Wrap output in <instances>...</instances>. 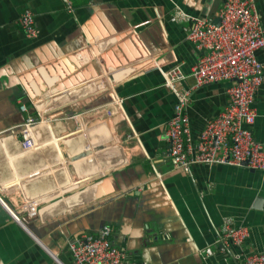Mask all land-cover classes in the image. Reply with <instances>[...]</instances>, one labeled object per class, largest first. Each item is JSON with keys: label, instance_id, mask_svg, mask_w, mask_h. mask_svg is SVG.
Segmentation results:
<instances>
[{"label": "crops", "instance_id": "crops-1", "mask_svg": "<svg viewBox=\"0 0 264 264\" xmlns=\"http://www.w3.org/2000/svg\"><path fill=\"white\" fill-rule=\"evenodd\" d=\"M222 1L0 0V264H75L67 241L103 225L127 264H240L241 251H264V172L220 164L184 172L165 139L176 94L163 71L180 65L187 76L175 89L189 91L193 140L228 102V80L193 88L200 52L189 24L170 20L180 7L214 21ZM254 3L264 30V0ZM25 7L38 29L32 39L18 21ZM256 56L264 68V49ZM253 106V135L264 144V83ZM74 114L72 130L63 121ZM28 115L42 119L37 150L21 154ZM226 217L249 228L241 247L217 242Z\"/></svg>", "mask_w": 264, "mask_h": 264}, {"label": "built area", "instance_id": "built-area-1", "mask_svg": "<svg viewBox=\"0 0 264 264\" xmlns=\"http://www.w3.org/2000/svg\"><path fill=\"white\" fill-rule=\"evenodd\" d=\"M216 16L218 24L209 17H195L175 7L170 17L173 22L189 24L187 40L200 52L190 73L193 88L221 80L230 81V85L227 87L228 102L224 109L207 121L193 140L186 114L189 91L175 89V83L185 80L187 76L180 65L162 72L164 85L176 94L174 114L165 131L169 156L173 166L184 172H189L193 165L215 164L246 166L264 172V144L254 138L252 130L256 118L254 97L264 83V68L256 56L258 50L264 49L261 17L254 0H223ZM18 21L27 38L38 35L34 12L30 8L21 10ZM19 109L26 112V104L21 103ZM105 112L110 115L113 111L106 109ZM78 115L68 118L75 119ZM41 121L28 115L19 124L21 154L37 150L35 126ZM30 210L33 215L36 214V208ZM249 235L247 226L236 224L232 218L226 217L222 221L217 242L241 247ZM111 236V227L103 225L96 233H82L68 240L67 248L74 263L127 264L125 249L116 246ZM205 252L212 253L210 248ZM236 259L240 264H264V251H241Z\"/></svg>", "mask_w": 264, "mask_h": 264}, {"label": "rangeland", "instance_id": "rangeland-1", "mask_svg": "<svg viewBox=\"0 0 264 264\" xmlns=\"http://www.w3.org/2000/svg\"><path fill=\"white\" fill-rule=\"evenodd\" d=\"M89 117V116H88ZM54 118H56V120H58V118H59V115H56V116H54ZM85 118H86V116H85ZM90 118V117H89ZM64 123H65V125H67L68 126V128L69 129H72V130H75V128H78L79 127V124H78V126H77V122H76V120L75 119H71V120H69L68 119V121L66 122V120H64L63 121ZM68 122H70V124L68 123ZM252 170V169H251ZM74 189H76L75 187H72V188H70V190H68V191H66V193H63V194H61L60 196H69V195H71V193L73 192H76V191H74ZM13 193H15V194H13V196L15 197V196H19V195H21V193H20V191L19 190H14L13 191ZM11 196V195H10ZM59 196V197H60ZM59 197H57V198H59ZM56 198V199H57Z\"/></svg>", "mask_w": 264, "mask_h": 264}, {"label": "water", "instance_id": "water-1", "mask_svg": "<svg viewBox=\"0 0 264 264\" xmlns=\"http://www.w3.org/2000/svg\"><path fill=\"white\" fill-rule=\"evenodd\" d=\"M215 24H218L219 23V19L216 17L215 19H214V21H213ZM7 135V134H6ZM3 136H5V134H3ZM260 200L258 199V201L257 202H259ZM259 203L258 204H255L254 206H256V207H259Z\"/></svg>", "mask_w": 264, "mask_h": 264}]
</instances>
